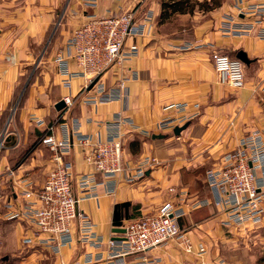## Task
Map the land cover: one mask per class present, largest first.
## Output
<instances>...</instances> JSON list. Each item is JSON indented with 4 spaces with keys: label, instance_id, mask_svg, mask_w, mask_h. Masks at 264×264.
<instances>
[{
    "label": "crops",
    "instance_id": "obj_1",
    "mask_svg": "<svg viewBox=\"0 0 264 264\" xmlns=\"http://www.w3.org/2000/svg\"><path fill=\"white\" fill-rule=\"evenodd\" d=\"M9 1L1 2L0 8L14 5L13 1ZM233 5L234 0H224L220 8L206 14L195 12L191 16H174L167 23H156L149 39L137 40L138 56L127 67L136 72L138 77L127 83V104L113 101L92 107L83 105L77 99L70 110L63 108L57 112L54 108L56 103L67 96L76 97L84 86V80L78 77L72 80L70 89L62 87L61 77L53 63L57 53H64L71 31L86 22L91 15L119 17L134 10L136 18H139L151 9L157 19L160 0H97L93 10H84L82 0H27L23 12L20 11V14L24 13L22 17L10 22L13 25L0 29V141L3 144L0 180L7 193L12 188L18 193V187L25 181L36 187L44 182L54 164L39 140L44 130L56 120L59 125H70L76 120L81 133H99L104 138L107 135V123L119 113L130 118L142 131L133 132L127 127L123 130V163L126 172L116 178L114 191H108V182L96 176V198L91 197L78 204L79 214L83 213L90 219L94 232L103 243L100 249L85 250L92 254L107 255L106 243L119 236L113 234L114 228H121L140 216L158 214L167 202L183 209L185 216L178 223L185 238L194 244L205 243L208 253L201 256L186 254L181 240H170L150 250L147 255L157 257L159 264H217L212 260L218 254L223 256L225 264H245L242 257L246 249H235L231 245L237 244L235 236H243L246 231L243 229L239 232L238 228H231L235 236L224 234L222 221L226 217V207L212 203L205 185L206 172L222 165L219 159L221 155L237 148L243 136L264 130V40L254 35L230 37L222 34L221 22L233 11ZM198 18L200 20L197 21ZM56 19L59 21L58 28L47 45ZM186 22L191 26L189 29L184 31L185 28H178L179 23ZM126 44H131V40ZM39 49L42 50L37 58ZM221 50L243 51L250 60L245 68L243 89H230L225 78L214 71L211 55ZM47 64L50 68L42 66ZM70 68L77 70L73 63ZM32 69L33 73L39 71V77H32L27 88H22L23 100L19 96L22 105L18 106L13 120V131L17 132L18 137V132L23 135V144L31 140L33 142L29 151L30 159L12 166L7 159L8 151L16 149L20 143L18 140L16 146H5L10 139L2 137L5 116L10 112V106L20 90V80ZM103 80L107 87L115 83L111 74H106ZM182 103L187 105L185 112L197 114L189 126L179 136L156 130L159 122L177 116L165 108ZM35 121H42V124L37 125ZM55 134L60 136L59 127ZM154 135L171 137L152 139ZM137 147L140 150L138 155L132 154L131 151H137ZM145 157L156 158L159 164L147 169L144 177L127 183L126 174L134 175V170ZM65 161L71 166L73 190L79 196L77 181L81 175L89 173V168L77 150H72ZM8 169L14 172L11 177L7 175ZM255 175L257 180L262 179L259 170L255 171ZM170 188H174L179 197L169 193ZM196 201H201L202 205L191 210V204ZM122 203H130L138 208L136 211L129 210L131 219L123 221L121 227H114V206ZM4 213L3 207L0 208V216H5ZM23 227L27 231L25 224ZM72 233L76 236V229ZM29 249H32L30 257L34 258L31 260L33 262L40 254L52 256L43 247ZM85 250L73 242L62 249L60 256L65 263L81 264Z\"/></svg>",
    "mask_w": 264,
    "mask_h": 264
},
{
    "label": "built area",
    "instance_id": "obj_2",
    "mask_svg": "<svg viewBox=\"0 0 264 264\" xmlns=\"http://www.w3.org/2000/svg\"><path fill=\"white\" fill-rule=\"evenodd\" d=\"M96 5L97 0H82L84 10H93ZM154 18L151 9L139 18H136L134 10L119 17L91 15L72 31L63 55L55 58V66L63 78L62 87L70 89L72 80L78 77L84 80V86L76 97L62 99L66 111L77 99L83 105L92 107L127 100L126 83L136 80L138 75L126 65L139 52L137 40L152 36ZM220 31L230 37L254 35L264 40V0H234L233 11L224 17ZM128 40H131L129 45L126 44ZM71 63L77 70L70 68ZM212 63L215 72L225 78L230 88L240 90L244 87L243 63L238 59L215 51ZM113 70L121 73V79L107 87L103 77L108 73L113 74ZM165 109L177 116L159 122L156 130L161 132L172 131L174 127L197 116L196 113L185 112L187 105L183 103L172 104ZM35 124L41 125L42 121H35ZM106 126L107 135L102 138L99 133H81L76 120L70 125H59L56 120L44 130L39 140L40 145L50 152L54 164L44 182L36 187L25 181L18 187V193L12 188L4 198L0 195L5 217L27 226V233L22 239L25 247H43L59 254L63 247L73 242L94 249L103 246L90 219L83 213L79 214L78 204L82 200L96 198V176L108 182V191H114L116 178L126 172L122 143L124 126H129L133 132L142 131L130 118L121 114H116ZM57 127L59 137L55 134ZM238 144L235 150L223 156L218 169L210 170L206 175L214 204L226 207V217L222 221V226L226 228L257 225L264 216V136L256 132L240 139ZM72 150L82 155L89 168V173L81 175L77 181L79 196L73 190L71 166L65 161ZM156 164V159L145 157L134 170V175L126 174V182L144 177L145 171ZM257 170L261 173L260 180L256 179ZM13 173V170H7L9 177ZM18 197L20 201L16 202ZM184 216L182 208L166 204L158 214L129 221L123 226V239L109 240L105 245L109 264H159L158 258L147 254L170 240H181L186 254H205L204 244L195 245L182 234L178 222ZM74 229L76 236L72 233ZM103 258L99 253L87 252L84 253L83 262L101 261Z\"/></svg>",
    "mask_w": 264,
    "mask_h": 264
},
{
    "label": "rangeland",
    "instance_id": "obj_3",
    "mask_svg": "<svg viewBox=\"0 0 264 264\" xmlns=\"http://www.w3.org/2000/svg\"><path fill=\"white\" fill-rule=\"evenodd\" d=\"M3 1L7 2L8 0H0V5L2 4L1 2H3ZM11 1H13L14 5L8 6V7H3V9L0 8V29L6 28V27H8V25H13L14 23H10V22H12V21H18V18L22 17V15L24 14V13L20 14V11H22L23 7L25 6V2L27 0H25V1L24 0H11ZM11 1H9V3ZM221 1L224 2V0H221ZM196 13L200 15V13H202V12H198L197 11ZM202 14H206V13H202ZM155 17H156V15H155ZM198 20H200V18H198L197 21ZM189 22L179 23L178 24L179 25L178 28L183 27V28H185L183 30L186 31L187 29H189V27H191L189 25ZM154 23H155V21H154ZM58 25H59V21H57V19H56L54 25H52V31L50 32V36L48 38L47 45H49V43L51 42V39H52L54 33L56 32V30L58 28ZM72 31H71V33H72ZM154 31H155V27H154L153 33H154ZM47 45H46V47H47ZM65 46H66V44H65ZM65 46H64V49H65ZM41 50L42 49H39L38 50V52H37V58H39V55L41 53ZM217 52H220V53L228 56L229 58H234V54L230 50H223V51L221 50V51H217ZM60 54L63 55V52L62 53L59 52V53H57L54 56V60H53L54 65H55V58H56V56L57 55H60ZM212 55H211V59H212ZM137 56H138V54L136 55V57ZM42 66H45V67L50 68V66L48 64L47 65H42ZM126 66H128V64ZM55 68H56V66H55ZM213 68H214V66H213ZM245 68H246V66L243 65V70H244V86H245ZM33 69L32 70H28V72L20 80V85H19L20 86V90L18 89V93L16 95V98L14 99L12 105L10 106V112H7L6 113V116H5L6 117L5 118L6 119L5 120L6 122H5V126L3 127L4 131H3L2 137L4 138V136H6V138L8 137V138L11 139V140L9 139V140L6 141L5 146L6 147L16 146L15 144L18 143V140H19V143H20L19 146L16 149L11 150V151H8L9 153H8L7 159H8L9 164L12 165V166L16 165V163H18L20 161H22V162L25 161V163H26L27 162L26 160H29L30 159V157H29V151H30V148L32 146L31 144L33 142L31 140V141H28L27 143L23 144V135L19 134V132H18V135H19V137H18L16 135L17 132L13 131L15 129V125L13 124V120H14V114H15V112L22 105L19 102V96H20V98L22 100H23V97H24V89H22V88L24 86H25V88H27V86L29 85L31 79H33L32 77H35V78L39 77V71L33 73ZM108 74H111L114 77V80H115L116 83H117V81H119L121 79V73L118 70H113V74L112 73H108ZM61 79H63L62 76H61ZM263 83H264V80H263ZM126 87H127V83H126ZM230 89L235 90L233 88H230ZM262 92H263V95H264V91L263 90H262ZM127 101H128V98H127V100L125 102H122V103L123 104H127ZM189 114H191V113H189ZM9 118H10V120H9ZM194 119H192L190 121H185L182 124L183 125L184 124H188V126H189V123L191 121H193ZM7 120H9L8 123H7ZM183 125H180V126H177V127L180 128ZM125 127H127L126 129L131 130L129 128V126H124V129H125ZM177 127H174L172 129V131H169V132H171V134H173V130L175 128H177ZM11 132H13V133H11ZM247 132L248 131H246L245 133H247ZM254 133H256V132H252V134H254ZM257 133H259L262 136H264V130H260ZM252 134L243 136L242 138L249 137ZM165 136H166L167 139L171 137V135H169V136L168 135H165ZM238 146H239V144H237V147ZM2 147H3V144L0 141V158L3 155L2 154L3 153ZM137 149H138V147H137ZM138 151H140V150L138 149L136 151V149H133L131 151V153L132 154L136 153L135 155H138ZM229 152H226L223 155H221L219 159L222 160L223 156H226L227 154H230ZM49 154H50V152H49ZM50 156H51V154H50ZM150 158H153V157H150ZM154 159H156V158H154ZM157 163L159 164L158 160H157ZM139 164H140V162H139ZM158 164L153 165L151 168L156 167ZM218 168H214V169H218ZM211 170H213V169H211ZM208 171H210V170H208ZM208 171L205 174V185H206L209 193H211L210 192V189H209V187L207 186V183H206V175H207ZM0 178H2V177H0ZM168 192L171 193V194H173L175 197H179L178 196L179 194L176 192V190L174 188H170L168 190ZM6 194H7V191L5 190L4 186L2 185L0 187V195L3 196V198H4V196ZM212 203L214 204L213 200H212ZM166 204H170V203H167L166 202V203H164L162 205V207L164 205H166ZM191 205H193V206L194 205H197V206L191 208V210H195L196 208L200 207L202 205V203H201V201H196V202L192 203ZM174 206H176V205H174ZM2 207H3V204L0 205V208H2ZM176 207H178V206H176ZM160 209H162V208H160ZM151 215H155V214H151ZM141 217H143V216H140L138 218H141ZM138 218H135V219H138ZM135 219H132V220H135ZM263 220H264V216H263L261 222L259 224H257V225L246 224L244 226H240L238 228L239 229V232H240V230H243V229H244V231H246V232H244V235L243 236L242 235L241 236H235V232H231L232 231L231 228H226V227L222 226V228L225 231L224 234L229 235L230 237L235 236V239H237V244L234 243L233 244L234 246H232L230 244L231 247H234L235 249H239V247L241 249H246V253L242 257V260L243 261H246L245 264H264V236H262V234L264 233V230L262 229V227H263ZM19 223H20L19 221L8 220L5 216H0V264H68V262L65 263V261L61 258V256H60L61 252L59 254L58 253H52V256L49 255V254H40L39 257L35 258L34 262L31 261V260L34 259V258H31L30 257V255L32 254V252H31L32 249H29L30 247H25L22 244V239L25 237V235H26L27 232L24 230L23 224H19ZM20 227H21V233L19 235V228ZM232 228H235V227H232ZM252 239H254V240L252 241ZM251 243H254V245H251ZM202 244H204L206 246L205 243H202ZM80 248L82 250L83 249L85 250L86 248L93 249L92 247H84V245L83 246L80 245ZM62 249H61V251H62ZM47 250H49V249H47ZM208 250L209 249L206 246V252L207 253H208ZM86 252L87 251L85 250L84 253H86ZM202 255H204V254H202ZM147 256H149V255H147ZM197 256H199V255H197ZM149 257H152V256H149ZM222 257H221V255L218 254V256H216V259H213L212 262L215 261V263H217V264H223L225 262L224 261L225 259L223 260ZM5 258H6V260H4ZM83 259H84V254L82 256L81 264H83V263L84 264H101V263H103V264H109V261L106 258V256H104V258L101 261H91L90 263L83 262ZM132 259H128V260H132ZM71 264H74V263H71Z\"/></svg>",
    "mask_w": 264,
    "mask_h": 264
},
{
    "label": "trees",
    "instance_id": "obj_4",
    "mask_svg": "<svg viewBox=\"0 0 264 264\" xmlns=\"http://www.w3.org/2000/svg\"><path fill=\"white\" fill-rule=\"evenodd\" d=\"M221 0H160V13L155 17L156 23L164 24L177 15H193L195 12L209 13L222 5ZM236 52H232L235 54ZM137 206L130 203H122L114 206L112 224L114 227H121L123 221L131 219L129 210L136 211ZM6 260V258L4 259Z\"/></svg>",
    "mask_w": 264,
    "mask_h": 264
},
{
    "label": "water",
    "instance_id": "obj_5",
    "mask_svg": "<svg viewBox=\"0 0 264 264\" xmlns=\"http://www.w3.org/2000/svg\"><path fill=\"white\" fill-rule=\"evenodd\" d=\"M235 58L238 59L241 63H243L244 66H248L250 64V60L248 59L246 53L243 51H238L235 54ZM55 110L57 112L61 111L64 108V103L63 101H59L58 103L55 104L54 106ZM188 127V124H184L182 127H177L173 130V134L175 136H178L183 130H185ZM164 135H154L152 139H164ZM125 233V229L123 227L121 228H114L113 234L119 235L118 237L114 238L115 241H120L122 240V235Z\"/></svg>",
    "mask_w": 264,
    "mask_h": 264
}]
</instances>
